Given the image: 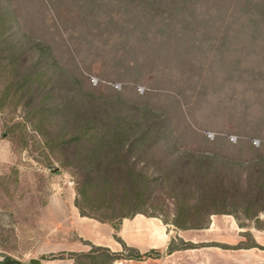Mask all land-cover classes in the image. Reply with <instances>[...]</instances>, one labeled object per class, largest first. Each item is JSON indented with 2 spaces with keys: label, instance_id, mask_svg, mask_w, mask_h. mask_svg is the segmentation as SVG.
I'll return each mask as SVG.
<instances>
[{
  "label": "rangeland",
  "instance_id": "1",
  "mask_svg": "<svg viewBox=\"0 0 264 264\" xmlns=\"http://www.w3.org/2000/svg\"><path fill=\"white\" fill-rule=\"evenodd\" d=\"M51 1L12 0L11 6L25 30L34 38L47 40L53 46L56 59L86 87L105 95L119 93L127 101L139 104L147 102L171 124L173 136L155 148L153 160L139 165L153 180L152 197L141 210L157 214L154 218L161 221H173L172 188L161 178V171L178 158L173 154L176 148L186 161L194 159V155L204 158L214 153L242 162L264 157L263 35L252 37L242 32L235 45L216 51L208 49V54L220 53L223 58L217 59L219 64L211 69L212 60L206 61L207 55L195 74L187 68L184 72L182 65L175 64L177 52L173 47L143 42L142 28L131 37L129 26H103L100 17L81 12L78 3L82 0H53L56 8ZM109 26L117 30L116 36L110 35L111 40L103 33ZM226 35L230 37V33ZM194 54L195 50L191 52ZM233 61L236 66L231 65ZM7 75L0 80L2 91ZM116 85H120V90ZM26 115L17 100H11L0 111V264L9 258L22 263L27 258L68 259L73 263L71 253L90 252L92 245L79 240L71 227L70 205L66 208L63 203L64 210L58 216L53 214L52 206L58 197L67 202L68 197L78 199L76 190L81 178L73 166L64 165L57 148L50 150L46 139L34 131L31 123L27 124ZM25 122L28 128L24 138ZM19 123L22 125L16 128ZM256 142L260 145L256 146ZM227 166L223 160L210 162V201L214 203L211 205H220L216 203L215 193L230 187L231 182L225 181V177L237 172ZM57 168L59 171L55 172ZM93 187L100 189L95 184ZM91 198L81 194L80 204L86 206L91 200L89 207L96 210L100 201ZM134 206L128 203L124 209L128 211ZM212 208L207 206L208 210ZM102 210L99 215L108 213ZM115 211L120 213L123 208L117 206ZM259 218L264 220V213ZM180 221L191 224L196 217L189 215ZM210 223L207 229L188 231L165 224L169 244L176 240L180 245L182 239L194 244L196 249L172 256H168L166 249L161 261L117 260L113 264H264V231L256 228L255 221L214 215ZM245 232H250L263 249H230L246 243L242 236Z\"/></svg>",
  "mask_w": 264,
  "mask_h": 264
},
{
  "label": "trees",
  "instance_id": "2",
  "mask_svg": "<svg viewBox=\"0 0 264 264\" xmlns=\"http://www.w3.org/2000/svg\"><path fill=\"white\" fill-rule=\"evenodd\" d=\"M112 1L82 0L78 6L81 12L100 17L103 26H129L131 37L142 28L143 42L173 47L177 52L173 59L175 64L195 74L207 55L206 61L212 60L211 69L219 64L217 59L223 58L220 53L208 54V49L216 51L235 45L242 32L252 37L264 36V0ZM51 2L56 8L54 1ZM11 3L12 0H0V80L8 74L6 86L0 90V111L11 100L21 103L27 112V124L31 123L34 131L46 139L50 150L57 148L65 166L75 168L81 178L76 190L79 198L75 201L81 216L109 223L116 233L126 218L139 214L158 217L140 209L148 205L152 197L153 180L139 169V165L153 160L155 148L173 136L167 117L157 114L147 102L139 104L127 101L119 93L105 95L86 87L56 59L53 46L47 40L34 38L25 30ZM103 33L111 40L117 30L109 26ZM193 50L198 56L191 55ZM220 63L222 65V61ZM231 65L236 66V61ZM27 124L19 123L16 127L22 125L24 138ZM174 152L178 158L161 171V178L171 185L175 205L173 221L162 219L164 224H172L183 231L204 230L209 227L212 216L228 215L238 221L242 217L255 221L256 228L264 231V220L259 218L264 213V157L242 162L214 153L204 158L194 155V159L186 161L177 148ZM217 160L226 161V166L237 172L225 177L231 185L226 192L215 193L216 203H220L215 206L210 201L209 166ZM82 185L84 187L80 188ZM81 194L87 199H98L99 207L96 210L89 207L91 200L86 206L81 205ZM128 203L136 206L125 211ZM208 205L213 208L208 210ZM117 206L123 211L116 212ZM102 209L108 212L104 216L98 214ZM189 215L195 216L196 221L191 224L180 221L181 217ZM242 236L246 243L229 248L263 249L250 232ZM119 242L128 255L92 246L90 252L71 253L70 260L72 264H113L117 260L160 261L164 257V251L141 254L123 241ZM192 249L196 246L190 242L181 239L177 245L173 240L167 253ZM1 264H15V261L9 258Z\"/></svg>",
  "mask_w": 264,
  "mask_h": 264
},
{
  "label": "crops",
  "instance_id": "3",
  "mask_svg": "<svg viewBox=\"0 0 264 264\" xmlns=\"http://www.w3.org/2000/svg\"><path fill=\"white\" fill-rule=\"evenodd\" d=\"M75 201L76 199L71 197H68V202L59 200V197L55 198V206H52V211L53 214L58 216L61 215L64 210L63 203L66 208L70 205L71 212L68 221L78 235L79 240H82L83 242H88L95 247L108 248L114 253H121L123 250L119 240L123 241L128 247L138 250L141 254H146L152 250L164 251L169 246L170 237L167 233V227L163 221L158 218L147 217L141 214L134 218H126L122 221L119 232L116 233L114 227L109 223H102L95 219L81 216L78 208L75 206ZM188 251L191 250H186V252ZM83 252L88 251L83 250ZM177 253L179 252H175L171 255L168 254V256ZM29 260L30 258H27L26 263ZM14 261L17 260L15 259ZM41 262L42 264H72L68 259L54 261L41 260Z\"/></svg>",
  "mask_w": 264,
  "mask_h": 264
},
{
  "label": "water",
  "instance_id": "4",
  "mask_svg": "<svg viewBox=\"0 0 264 264\" xmlns=\"http://www.w3.org/2000/svg\"><path fill=\"white\" fill-rule=\"evenodd\" d=\"M57 171H59L58 168L55 170V172H57ZM15 264H42V262L38 258H33V259H30L27 263H22L20 261H15Z\"/></svg>",
  "mask_w": 264,
  "mask_h": 264
},
{
  "label": "built area",
  "instance_id": "5",
  "mask_svg": "<svg viewBox=\"0 0 264 264\" xmlns=\"http://www.w3.org/2000/svg\"><path fill=\"white\" fill-rule=\"evenodd\" d=\"M115 88H116V89H118V90H120V88H121V87H120V85H116V87H115ZM140 92H141V93H143V89H142V90H140ZM232 141H233V142H235V141H236V139L234 138V139H232ZM259 145H260V143H257V142H256V146H259Z\"/></svg>",
  "mask_w": 264,
  "mask_h": 264
}]
</instances>
